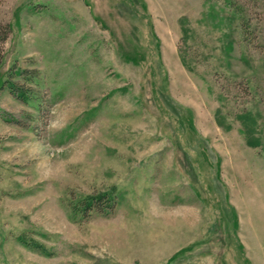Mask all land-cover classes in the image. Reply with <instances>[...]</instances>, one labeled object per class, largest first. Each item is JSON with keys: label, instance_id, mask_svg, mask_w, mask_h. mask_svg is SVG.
I'll return each mask as SVG.
<instances>
[{"label": "rangeland", "instance_id": "obj_1", "mask_svg": "<svg viewBox=\"0 0 264 264\" xmlns=\"http://www.w3.org/2000/svg\"><path fill=\"white\" fill-rule=\"evenodd\" d=\"M5 31L0 264H264V0H0Z\"/></svg>", "mask_w": 264, "mask_h": 264}, {"label": "trees", "instance_id": "obj_2", "mask_svg": "<svg viewBox=\"0 0 264 264\" xmlns=\"http://www.w3.org/2000/svg\"><path fill=\"white\" fill-rule=\"evenodd\" d=\"M0 35H2L1 37H0V40H2L3 42L6 40V37H7V32L5 31V34L3 35V32H1V34ZM1 63H2V52H0V66H1ZM17 73H19V71H17V72H14V75H16ZM20 74H21V72H20ZM19 74V75H20ZM31 77H33L32 75H29V76H27L26 78L28 79H31ZM3 86H1V84H0V88H2ZM6 88H8L9 89V91L12 93V94H17V95H20V96H18V97H25L26 99L25 100H27L28 99V96H27V93H26V91L25 90H23L24 89V87L23 86H20V85H18V84H16L15 82H13V81H8V84L6 85ZM104 198V196H102V197H99L98 199H96V200H89V201H83V204H82V207L80 208L81 209V212L82 213H85V212H87V209H97V210H103V208L105 207L104 206V204H102L101 202V199H103ZM104 202V201H103Z\"/></svg>", "mask_w": 264, "mask_h": 264}]
</instances>
